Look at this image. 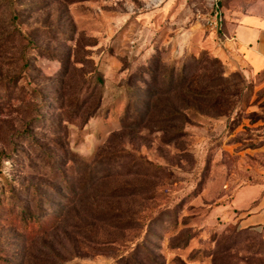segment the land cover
<instances>
[{
  "label": "rangeland",
  "instance_id": "rangeland-1",
  "mask_svg": "<svg viewBox=\"0 0 264 264\" xmlns=\"http://www.w3.org/2000/svg\"><path fill=\"white\" fill-rule=\"evenodd\" d=\"M216 11L0 0V264H264L229 218L264 191V66Z\"/></svg>",
  "mask_w": 264,
  "mask_h": 264
},
{
  "label": "crops",
  "instance_id": "crops-1",
  "mask_svg": "<svg viewBox=\"0 0 264 264\" xmlns=\"http://www.w3.org/2000/svg\"><path fill=\"white\" fill-rule=\"evenodd\" d=\"M221 2V14L225 12L226 38L236 46L247 63L264 66V14L229 10ZM252 197V198H251ZM230 219L240 229H255L264 226V191L258 196L246 187L236 192L229 204Z\"/></svg>",
  "mask_w": 264,
  "mask_h": 264
},
{
  "label": "built area",
  "instance_id": "built-area-1",
  "mask_svg": "<svg viewBox=\"0 0 264 264\" xmlns=\"http://www.w3.org/2000/svg\"><path fill=\"white\" fill-rule=\"evenodd\" d=\"M223 1L224 0H212L213 4L216 6V8H219V11H216V14H215V21H214L215 25H218L219 21L223 20V17H222L221 11H220V7H219L221 2H223Z\"/></svg>",
  "mask_w": 264,
  "mask_h": 264
},
{
  "label": "trees",
  "instance_id": "trees-1",
  "mask_svg": "<svg viewBox=\"0 0 264 264\" xmlns=\"http://www.w3.org/2000/svg\"><path fill=\"white\" fill-rule=\"evenodd\" d=\"M221 5V4H220ZM35 91H38L37 89H35Z\"/></svg>",
  "mask_w": 264,
  "mask_h": 264
}]
</instances>
